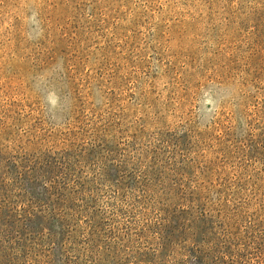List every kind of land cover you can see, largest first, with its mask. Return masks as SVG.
<instances>
[{
    "label": "rangeland",
    "instance_id": "rangeland-1",
    "mask_svg": "<svg viewBox=\"0 0 264 264\" xmlns=\"http://www.w3.org/2000/svg\"><path fill=\"white\" fill-rule=\"evenodd\" d=\"M62 224L102 264H264V0H0V264H62Z\"/></svg>",
    "mask_w": 264,
    "mask_h": 264
},
{
    "label": "trees",
    "instance_id": "trees-1",
    "mask_svg": "<svg viewBox=\"0 0 264 264\" xmlns=\"http://www.w3.org/2000/svg\"><path fill=\"white\" fill-rule=\"evenodd\" d=\"M79 157L75 152L71 151V150H66L64 156L61 158V162L59 163V167L57 168L59 171V175L56 174L57 176V181L56 179L53 180V182L55 183V185L57 184L58 188H53L55 190H62V191H67L69 188L74 189V188H82V190L84 189V187L81 186V184L78 182V178L75 176V174L77 173V166L75 163V159ZM78 161V160H77ZM79 164V163H78ZM57 171V170H56ZM53 183V184H54ZM62 186V188H61ZM52 188V187H51ZM64 196V194H62ZM64 205H62L61 207H63ZM60 214V212H59ZM91 227V226H90ZM60 233H58L59 235V242L57 243V247L59 249L61 258H62V264H102L103 262H106V260L104 259L105 257L102 256L104 255V253L98 254L99 256L97 257H91L90 255H87V253H89V244L83 242L81 243V245H88L86 246V248H78L80 243L77 242L74 239V234L77 233L78 230H76L75 232L72 230L71 227L64 226V224H62L60 226ZM26 240H32V244H33V250L35 249L34 246H38L39 244L34 240V237H30V238H25ZM21 237V240H25ZM47 239V240H46ZM56 239V238H55ZM46 241V245L47 247H49V249H52V245H55V240L52 241L51 237L49 236V234H43L42 236H40V238L38 239L39 243H43ZM83 241V240H82ZM22 242V241H21ZM9 243L11 244L10 247H8V249L12 250V246L14 247L15 250H19L20 249V238H12V240L9 241ZM30 247H32V245H30ZM197 249V248H196ZM92 252V251H90ZM93 253V252H92ZM19 256V255H18ZM17 256V258H18ZM15 259V258H13ZM14 261V260H13Z\"/></svg>",
    "mask_w": 264,
    "mask_h": 264
}]
</instances>
